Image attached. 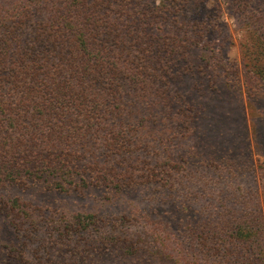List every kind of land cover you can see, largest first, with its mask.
<instances>
[{"label":"trees","instance_id":"1","mask_svg":"<svg viewBox=\"0 0 264 264\" xmlns=\"http://www.w3.org/2000/svg\"><path fill=\"white\" fill-rule=\"evenodd\" d=\"M223 3L244 81L207 38L229 42ZM203 8L0 0V264H264V0Z\"/></svg>","mask_w":264,"mask_h":264},{"label":"rangeland","instance_id":"2","mask_svg":"<svg viewBox=\"0 0 264 264\" xmlns=\"http://www.w3.org/2000/svg\"><path fill=\"white\" fill-rule=\"evenodd\" d=\"M220 0H204V8L202 9V16H204L206 13L211 12V8L215 7L217 3ZM223 5V13L222 18L225 20L228 24V31L230 34L229 42L225 43L223 45L221 40V35H217L215 31H212L210 35L207 37L209 42L212 43L214 46L216 52H223L225 57L227 58L228 62L234 64L235 69H238L239 75L241 76V80L244 81V66H243V58L241 54V43L246 40L247 32L239 25L238 21L229 16L228 9L226 8L225 3L221 4ZM194 6L192 5L190 8L191 14L193 18H200V15L197 13H193ZM189 16V18H190ZM236 74V72H234ZM244 97V106H245V122H247V125L249 127V130L253 132L254 128V121L256 120L255 111H253V107L251 108V105L249 104L247 94L246 92L243 95ZM258 107L264 106V103L259 102L255 103ZM242 120H241V119ZM230 119L228 129L230 132L233 133H239L242 130V124H243V116L236 112L230 113ZM254 148V160L259 165L260 163H264V154L258 153L255 146ZM177 149V147H176ZM264 150V149H263ZM258 183H260V180H258ZM27 196L32 199L33 201L43 204L46 206H57L62 209H67L71 212L76 211H95V210H101L104 209L105 206H102L101 201L97 202L93 200V198L85 197H76V196H69L65 194H60L56 192H43L40 190H33L28 191ZM139 206L141 203L139 200L137 201ZM112 211L114 208H111V206H107ZM115 264V263H114Z\"/></svg>","mask_w":264,"mask_h":264}]
</instances>
